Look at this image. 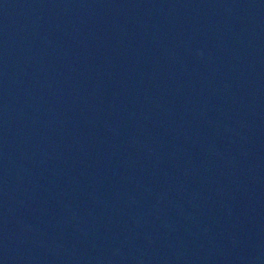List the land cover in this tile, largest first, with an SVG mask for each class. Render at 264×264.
<instances>
[{"label":"water","instance_id":"obj_1","mask_svg":"<svg viewBox=\"0 0 264 264\" xmlns=\"http://www.w3.org/2000/svg\"><path fill=\"white\" fill-rule=\"evenodd\" d=\"M0 264H264V0H0Z\"/></svg>","mask_w":264,"mask_h":264}]
</instances>
